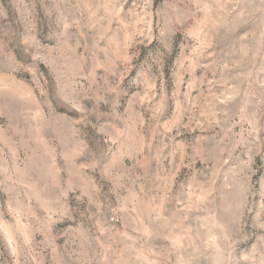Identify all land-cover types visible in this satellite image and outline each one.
<instances>
[{
	"label": "rangeland",
	"instance_id": "1",
	"mask_svg": "<svg viewBox=\"0 0 264 264\" xmlns=\"http://www.w3.org/2000/svg\"><path fill=\"white\" fill-rule=\"evenodd\" d=\"M0 264H264V0H0Z\"/></svg>",
	"mask_w": 264,
	"mask_h": 264
}]
</instances>
